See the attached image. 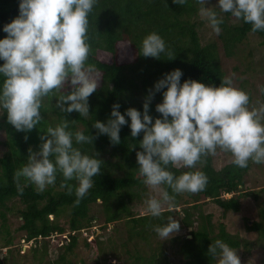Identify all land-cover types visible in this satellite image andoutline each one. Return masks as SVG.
I'll return each instance as SVG.
<instances>
[{"label": "trees", "instance_id": "1", "mask_svg": "<svg viewBox=\"0 0 264 264\" xmlns=\"http://www.w3.org/2000/svg\"><path fill=\"white\" fill-rule=\"evenodd\" d=\"M206 6L209 7L208 4ZM199 7L198 0H187L182 5L173 0H98L89 15L87 32L90 45L87 63L96 65L95 78L99 82L96 91L89 97V114L80 115L75 110L66 113L56 107L58 96L71 90L67 83L60 93L53 91L42 99V119L31 131L16 130L7 121L6 111L0 108V131H5L3 144L7 148L0 157V215L6 218V214L15 211V204L20 202L22 206L16 208L22 218L18 230L24 233L15 251L11 252H15V255H12L10 264H24L29 257L32 264H86L71 256L80 246L94 250L99 255L96 264H102L109 248L105 249L106 243H102L100 237L107 234L111 225L120 247L126 249L127 255L131 253L124 263L113 261L112 264H127L128 259H131V264H217L218 257L208 254L212 241L221 239L237 253L242 247L246 252H251L252 243L243 242L241 238L228 233L223 221L216 225L212 214L203 215L204 206L213 203L224 214H237L242 211L248 198L260 200L262 206L259 210L260 220L252 223L247 220V230L257 234L264 242V188L259 191L248 189L246 174L250 170V163L248 167L240 168L232 162L216 170L211 157L207 155L197 163L195 169L172 167L171 170L177 175L185 171H203L208 177L206 188L197 193L176 194L175 207L169 209L165 206L161 216L153 217L148 212L141 214L138 210L142 199L145 201L147 198L145 194L150 193L137 171L136 152L140 150L139 141L143 138V132L134 138L126 124L121 128V143L113 144L106 134L98 135V130L93 127L96 120L107 122L116 103L121 105L119 110L122 113L129 107L143 112L148 90L163 74L176 68L183 71L182 82L194 79L216 86L227 76L223 56L241 60L245 69L250 70V56L242 54V44L250 35H256L264 46V31L253 32L251 25L242 19L230 13H221L222 30L216 33L221 46L215 39L203 41L199 32L207 22L200 17ZM18 15L19 0H0V38L7 35L3 26ZM153 31L164 38L173 53L172 60H168L165 54H161V59H156L144 57L139 52L142 39ZM122 42H130L135 54L133 60H119V43ZM102 52L111 54L112 61L99 59L98 54ZM234 69L238 70L239 66L236 65ZM2 80L0 77V83ZM262 99L264 103V86ZM161 101L162 94L156 93L149 108L154 119L161 115L155 110L156 104ZM126 119L130 123V118ZM63 120L70 122L71 130L93 136V141L74 146L90 156L98 155L102 160L101 171L93 177L92 188L79 203H76L75 187L69 193L67 185L62 186L64 178L60 173H57L56 182L43 191L31 182H25L23 177L19 182L15 179L16 170L27 163L29 149L39 151L41 135L49 126L54 127ZM77 183L75 180L68 181L73 186ZM227 194L232 196L227 197ZM99 199L102 201L104 224L93 230L92 220L96 215L90 214V211L92 204ZM67 208L70 210V233L66 234V229L56 219ZM168 216L179 220L180 230L186 228L188 234H178L172 239L160 238L154 226L166 223ZM0 232L10 234L8 229ZM13 241L9 239L6 243L13 244ZM23 246L27 250L21 254L19 252ZM7 260L2 256L0 264H5Z\"/></svg>", "mask_w": 264, "mask_h": 264}, {"label": "clouds", "instance_id": "2", "mask_svg": "<svg viewBox=\"0 0 264 264\" xmlns=\"http://www.w3.org/2000/svg\"><path fill=\"white\" fill-rule=\"evenodd\" d=\"M97 2L19 0V15L3 26L7 35L0 38V108L16 130L28 132L37 127L42 119V99L53 91L60 93L66 83L71 90L58 96L56 107L66 113L75 110L80 115L89 114V97L99 85L96 65L87 63L89 15ZM173 2L182 5L187 0ZM198 2L200 17L217 34L222 30L221 13L242 19L253 32L264 31V0H217V6L212 7L206 6L208 0ZM139 52L156 59H161V54L168 60L173 56L155 31L142 39ZM182 76L179 68L163 74L148 90L143 112L129 107L122 113L121 105L116 103L106 123L96 120L93 124L97 134H106L113 144L121 143V128L126 124L134 138L143 132L136 152L137 171L143 183L158 192L148 193L145 199L153 217L161 216L165 206L174 208L176 194L206 188L208 177L203 171L177 175L172 167L182 164L195 169L203 157L216 154L217 149L231 153L232 162L240 168L248 167L250 162L264 164V104L250 108L249 94L235 87L229 76L223 77L219 86L194 79L182 82ZM156 93L162 94V101L155 106L161 115L154 119L149 108ZM69 123L63 120L47 128L40 137L39 151L29 149L27 163L16 170L15 179L19 182L23 177L43 191L56 182L60 173L62 186L67 185L69 193L75 187L79 203L92 188L102 160L74 146L94 138L71 130ZM71 180L78 183L68 184ZM179 230L180 221L173 216L154 226L162 239ZM208 254L218 257L217 264H241L237 251L221 239L211 242Z\"/></svg>", "mask_w": 264, "mask_h": 264}, {"label": "rangeland", "instance_id": "3", "mask_svg": "<svg viewBox=\"0 0 264 264\" xmlns=\"http://www.w3.org/2000/svg\"><path fill=\"white\" fill-rule=\"evenodd\" d=\"M209 7L217 6V0H208ZM200 36L203 41H209L212 39L218 40L221 46V42L218 39L217 34L212 30L210 25L205 23V26L200 29ZM221 49V47H220ZM242 54H248L250 57L248 58L250 62V70H246L245 66L242 65L241 60L234 58H226L223 59V66L227 73V76L231 77L233 81V85L237 88H240L246 91L250 96V105L249 107H259L263 103L262 99V88L264 86V46L260 44V38L256 35H250V37L246 40L244 44H242ZM119 60L122 62L131 61L134 59V52L132 47L130 46V42H122L119 43ZM99 59L103 61H112V56L109 53H99ZM239 66L238 70H235V66ZM160 103V102H159ZM2 111H0V114ZM82 128V126H81ZM6 139L5 131H0V157H2L3 153L6 151V146L3 144ZM212 160V165L216 170H220L225 165L232 163L233 157L230 153L225 152L223 150L217 149L216 154H209ZM250 170L246 174L247 187L249 190L259 191L264 188V164H255L250 162ZM177 167H184L182 164ZM145 189L149 190L151 194L158 195V192L149 188V186L145 185ZM147 197V194H145ZM142 204L139 206L138 210L141 211V214L147 213V206L145 204L144 199H142ZM18 206H22L20 202L15 204V211L9 212L6 214V218H2L0 215V230L8 229L10 234L3 235L0 232V238L4 237L2 240L0 239V258L2 256L8 258L5 264H10L12 261V255H15V252L12 254L11 252L15 251L19 238L24 236V233L19 231L18 228L22 223V218L18 212H16V208ZM262 206V202L260 200L255 201L252 198H248L244 201V205L242 211L240 213H227L224 214L223 210L219 208L216 204L210 203L207 206H204L203 215L212 214L213 222L218 225L219 222H224L226 225V230L233 236H237L242 239V241H248L252 243L251 252H246L245 248L242 247L238 252V255L241 260V264H263L264 263V242L262 238H260L257 234L251 233L247 230L246 221L249 220L250 223L259 221L260 215L259 210ZM102 211V202L97 201L92 204V210L90 214L96 215L94 220L93 230L97 227L102 226L104 224V217ZM70 210L69 208L62 211L59 217L56 219V222L66 229V234L70 233ZM102 234V232H101ZM100 234V235H101ZM178 234L187 235L188 230L186 228L179 230V232L175 235L173 233L168 238L172 239ZM13 239V244L9 245L6 243V240ZM102 243H106L105 249L109 248L108 252L105 253L104 258L102 260V264H112L113 261H125V258H128L126 254V249L120 247V242H118V238L116 237V233L113 231V226L108 227L107 234H103L100 237ZM12 243V242H11ZM115 243H118L117 245ZM24 247V246H23ZM114 247L116 250H114ZM12 249V250H11ZM25 252L26 248H22ZM21 250V254L24 252ZM20 254V255H21ZM120 254V255H117ZM23 256V255H22ZM74 258L77 257L78 260L84 261L86 264H96V259L99 255L91 248H86L80 246L78 250L71 255ZM32 264L31 258L27 260L24 264ZM131 259H128L127 264H131Z\"/></svg>", "mask_w": 264, "mask_h": 264}]
</instances>
